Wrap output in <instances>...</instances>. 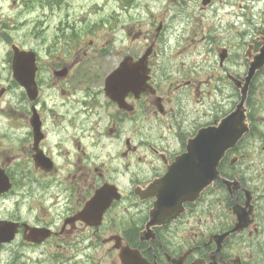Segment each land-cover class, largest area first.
Returning <instances> with one entry per match:
<instances>
[{"label":"flooded vegetation","instance_id":"1","mask_svg":"<svg viewBox=\"0 0 264 264\" xmlns=\"http://www.w3.org/2000/svg\"><path fill=\"white\" fill-rule=\"evenodd\" d=\"M263 48L264 0H0V264H264ZM243 93L215 178L153 214Z\"/></svg>","mask_w":264,"mask_h":264},{"label":"water","instance_id":"2","mask_svg":"<svg viewBox=\"0 0 264 264\" xmlns=\"http://www.w3.org/2000/svg\"><path fill=\"white\" fill-rule=\"evenodd\" d=\"M264 63V48L261 51L260 59L251 63L247 80H249L255 70ZM245 94L238 106L235 114L229 116L217 127L201 132L193 142H189L186 153L179 156L174 163L168 166L166 175L149 186L150 197L156 198L153 214H176L183 203L194 200L197 195L212 182L216 176V167L222 158L225 150L229 147L230 140L226 138L227 127L230 122L238 118ZM239 111V112H238ZM237 114V116H236ZM200 150L210 151L203 158L204 168L198 169L200 163L192 164V158L197 157ZM195 152L193 156L192 153Z\"/></svg>","mask_w":264,"mask_h":264},{"label":"rangeland","instance_id":"3","mask_svg":"<svg viewBox=\"0 0 264 264\" xmlns=\"http://www.w3.org/2000/svg\"><path fill=\"white\" fill-rule=\"evenodd\" d=\"M29 32H30L29 29H20V27H18V33H19L20 42H23V44H26L27 43L26 42V39H28L27 38V35L29 34ZM173 47H174V44L170 46V50L171 51H172Z\"/></svg>","mask_w":264,"mask_h":264}]
</instances>
